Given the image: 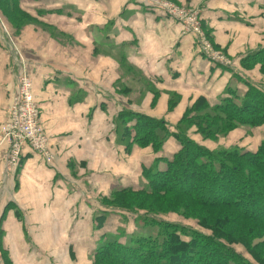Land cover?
<instances>
[{
    "label": "crops",
    "instance_id": "obj_1",
    "mask_svg": "<svg viewBox=\"0 0 264 264\" xmlns=\"http://www.w3.org/2000/svg\"><path fill=\"white\" fill-rule=\"evenodd\" d=\"M173 1L197 7L213 50L228 63L199 53L180 23L142 0L17 1L32 24L20 32L10 25L12 36L0 31V124L21 61L53 160L47 164L26 149L9 172L0 146V264H94L102 237L120 226L116 216L135 217L104 200L119 188L143 186V169L164 170L180 146L169 137L158 152L134 144L127 151L122 127L115 126L121 114L161 120L175 132L199 98L214 107L229 89L242 95L245 82L264 92L260 66H240L248 53L264 48V0ZM187 135L208 150L255 152L264 124L216 140H203L195 128Z\"/></svg>",
    "mask_w": 264,
    "mask_h": 264
},
{
    "label": "trees",
    "instance_id": "obj_2",
    "mask_svg": "<svg viewBox=\"0 0 264 264\" xmlns=\"http://www.w3.org/2000/svg\"><path fill=\"white\" fill-rule=\"evenodd\" d=\"M17 1L0 0V16L7 23V16L21 12ZM257 65L264 75V48L240 61L246 70ZM245 86L242 95L227 90V96L211 108L199 98L175 132L161 120L133 113L115 120L116 129L122 127L127 151L134 144L158 152L169 137L175 138L180 149L166 161L164 170L143 169V186L119 188L105 203L136 214L135 225L157 228L156 235L136 230L128 245L104 235L107 243L99 242L94 264H264V142L255 152L239 147L208 150L187 135L195 128L203 140H216L238 128L250 131L262 126L264 92L246 82ZM128 122L132 126L126 127ZM168 214L183 221L168 222L163 219ZM237 246H242L249 260L234 250Z\"/></svg>",
    "mask_w": 264,
    "mask_h": 264
},
{
    "label": "built area",
    "instance_id": "obj_3",
    "mask_svg": "<svg viewBox=\"0 0 264 264\" xmlns=\"http://www.w3.org/2000/svg\"><path fill=\"white\" fill-rule=\"evenodd\" d=\"M147 8H153L180 23L183 33L194 38L199 53L213 62L228 63L222 55L213 50L212 44L199 19V11L188 13L168 0H142ZM198 11V12H197ZM6 32L5 27H3ZM17 86L7 109V116L0 124V146L5 148V166L14 172L26 149L41 157L47 164L53 160L47 134L40 124V108L35 102L32 80L24 71L21 61L16 65Z\"/></svg>",
    "mask_w": 264,
    "mask_h": 264
},
{
    "label": "rangeland",
    "instance_id": "obj_4",
    "mask_svg": "<svg viewBox=\"0 0 264 264\" xmlns=\"http://www.w3.org/2000/svg\"><path fill=\"white\" fill-rule=\"evenodd\" d=\"M168 1H171V2H174L176 5H178L179 7L183 8L185 11H187L188 13H195L196 12V6L194 5H189V4H182L180 2H177V1H173V0H168ZM149 9L150 11H154V12H158L160 13L162 16L166 17V18H169L165 15H163L161 12L153 9V8H147ZM199 11V10H198ZM197 11V12H198ZM21 13V12H20ZM18 16H7V21L11 24V26L13 27V29L15 30V32H20L25 26L29 25V24H32V22H30L29 18H27L26 16H24V14H20ZM199 13V19L201 21V25H202V19L200 17V12ZM3 16V15H2ZM26 18V20H25ZM28 19V20H27ZM170 19V18H169ZM173 20V19H172ZM175 21V20H174ZM7 23L3 17L0 16V31H1V34L3 33L4 35H6V33L4 32L3 30V27H5V29L7 30V33L10 34L9 30H8V27L10 26V24ZM33 25H35V23H33ZM203 26V25H202ZM50 33V32H49ZM54 32H51V35L52 37L59 43H62L65 42L64 41V38L60 35H57V36H53ZM0 34V35H1ZM11 35V34H10ZM12 36V35H11ZM7 37V36H6ZM59 43H56V44H59ZM196 45V43H195ZM197 46V45H196ZM198 49V48H197ZM261 73V72H260ZM262 74V73H261ZM263 75V74H262ZM148 87V86H146ZM139 94H141L142 96L144 95V93H142V90L139 92ZM186 114V112H185ZM184 114V115H185ZM136 119L135 118H132V123L135 122ZM134 124V123H133ZM20 165V164H19ZM110 198V196H109ZM108 199H105L104 202L106 203ZM109 206H112L110 203H108ZM115 216V215H114ZM134 216L136 217V214H134ZM168 217L172 218V219H175V220H180L181 222L183 221L182 219H180V216H177L175 214H168L167 215ZM135 217H132V218H126V219H123L121 220L120 217L116 216V221L120 224L118 230L116 231V233H113V235H109L113 238H118V240H120L124 245H128V242L130 240V237L133 235V233L138 230L139 233H142V234H145V235H153L155 236L156 233H157V228H140L138 225H135ZM128 224V226H127ZM126 226L127 228L128 227H133V230L132 231H129V232H126L123 227ZM154 229V230H153ZM105 236H107V234H105ZM106 238H110V237H106ZM102 243H107L106 239H102L101 241ZM234 250L238 253H240L245 259L249 260L250 257L247 255V253L245 252V250L242 248V246H237V247H234ZM92 258H93V255H92ZM94 260V259H93ZM94 262V261H93Z\"/></svg>",
    "mask_w": 264,
    "mask_h": 264
}]
</instances>
